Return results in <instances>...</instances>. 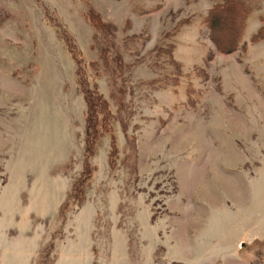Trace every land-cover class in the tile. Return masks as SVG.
<instances>
[{
  "label": "rangeland",
  "instance_id": "rangeland-1",
  "mask_svg": "<svg viewBox=\"0 0 264 264\" xmlns=\"http://www.w3.org/2000/svg\"><path fill=\"white\" fill-rule=\"evenodd\" d=\"M236 1L219 52L212 0H0V264H264V0ZM78 77L115 115L91 172Z\"/></svg>",
  "mask_w": 264,
  "mask_h": 264
},
{
  "label": "trees",
  "instance_id": "trees-1",
  "mask_svg": "<svg viewBox=\"0 0 264 264\" xmlns=\"http://www.w3.org/2000/svg\"><path fill=\"white\" fill-rule=\"evenodd\" d=\"M212 1H214V3L212 4L211 8H209L207 13H205L203 17H201V21H203V24L208 29V37H210L212 43L219 52L234 51L237 49L238 43L241 41L240 39L242 37L243 27H245L244 25L246 24V17L252 10H243V5L238 3V1L236 0ZM238 5L241 6V10ZM92 10V8L88 9V17L91 19L94 27L98 31L102 32V30H105L104 28H107L110 24L100 19L99 14H95ZM225 17H228L230 21V25L228 24L227 29H225L222 25V21L225 19ZM184 22H187V20L181 22V24ZM263 29L264 28L261 27L258 33H254L251 36V40L256 41L261 39L264 36V33L262 32ZM226 30H228L227 33L225 32ZM210 57L211 52L209 51L206 53V59ZM105 58L106 57H104V59ZM78 63H81V61H79ZM93 63L94 61H91V64ZM76 72L78 73V75L81 74V70L79 68L76 69ZM78 82L80 83L82 89L86 107V137L84 152L86 155H90L93 153V150L96 146V142L103 136V134L112 133L110 121L113 120L115 115L111 110L108 99L98 90V86L96 84L89 86V84L86 83L84 79L82 80L80 77H78ZM122 93H124V91ZM189 102L194 103L190 100V98ZM128 138L129 137L126 135L127 140ZM129 141L127 142L129 143ZM117 153L118 150L117 145L115 144V136L111 134L110 149L108 151V164L110 167H114ZM88 155L84 158V168L88 172H91L95 169V165L92 166L88 162ZM81 196L83 198V195ZM65 208L66 204H63V209ZM59 214V216H63L64 211L61 210Z\"/></svg>",
  "mask_w": 264,
  "mask_h": 264
},
{
  "label": "crops",
  "instance_id": "crops-1",
  "mask_svg": "<svg viewBox=\"0 0 264 264\" xmlns=\"http://www.w3.org/2000/svg\"><path fill=\"white\" fill-rule=\"evenodd\" d=\"M219 187H220V189L223 191V187H224V185L223 184H220V185H218ZM227 193V192H226ZM192 234V233H191ZM190 234V235H191ZM190 237V240L188 241V243H187V245L189 246V248H190V246H191V238H192V236H189ZM243 239V238H242ZM188 248V249H189ZM232 255H231V257L230 258H233V259H235L236 258V260L237 261H241V262H243V259H241L240 257H239V254H238V249L237 250H235L234 249V247L232 246ZM236 253H237V255H236ZM228 259V258H227ZM186 262V261H185ZM185 262H184V264H185Z\"/></svg>",
  "mask_w": 264,
  "mask_h": 264
}]
</instances>
